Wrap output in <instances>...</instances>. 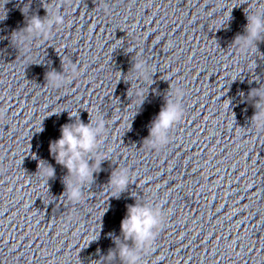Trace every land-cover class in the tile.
Listing matches in <instances>:
<instances>
[{
    "label": "water",
    "instance_id": "water-1",
    "mask_svg": "<svg viewBox=\"0 0 264 264\" xmlns=\"http://www.w3.org/2000/svg\"><path fill=\"white\" fill-rule=\"evenodd\" d=\"M5 2L0 264H120L116 256L103 258L115 251L113 239L123 242L120 221L134 203L158 207L163 216L141 264H264V131L251 125L258 97L248 96L264 88V41L246 58L232 44L245 34V11L264 0ZM43 7L65 23L18 51L11 34L31 16L43 18ZM133 59L155 66L152 80L133 79ZM69 60L79 76L59 89L45 86V73L60 72ZM137 87L145 92L139 106ZM176 87L185 93L183 116L169 143L151 149L144 142L151 121ZM63 109L77 110L83 123L102 115L100 151L111 149L80 202L61 196L67 170L48 151L60 127L75 121ZM38 160L54 168L52 178L37 172ZM117 168H126L130 180L119 198L107 185Z\"/></svg>",
    "mask_w": 264,
    "mask_h": 264
},
{
    "label": "clouds",
    "instance_id": "clouds-1",
    "mask_svg": "<svg viewBox=\"0 0 264 264\" xmlns=\"http://www.w3.org/2000/svg\"><path fill=\"white\" fill-rule=\"evenodd\" d=\"M6 0L5 3H7ZM64 3L71 4L72 0H63ZM45 16L43 18L33 15L26 22V26L11 34V42L18 51L23 48L27 51L32 40L35 38L48 39L54 26H60L65 23L64 16L58 11H50L45 8ZM245 11V10H244ZM231 11L226 21L231 19ZM247 23L244 26V35H237L232 44L236 45L238 54L241 57H247L249 49L254 48L257 51V42L264 41V4H259L255 10L245 11ZM6 15L4 13V20ZM221 26V27H222ZM171 46V42L169 43ZM131 72L133 79H147L156 72L155 66L151 69L144 60L133 59ZM256 67L254 63V69ZM61 71L51 70L45 73V86L56 89L63 87L69 83L71 79L79 76L80 72L76 65L69 60L67 63L61 61ZM149 73L151 75L149 76ZM127 75V74H126ZM129 89L132 88V80ZM237 78H233L235 81ZM152 80V79H151ZM135 96L139 98V105H142L145 92L141 87H137ZM184 90L176 87L166 98L164 105L160 108L155 119L151 121V127L148 130V136L144 142L149 148L159 150L169 143V131L177 124L183 116V107L181 100L184 96ZM243 95V93H240ZM249 97H258L253 104L255 109L251 117V125L257 130L264 131V88H255L248 93ZM131 98V95H129ZM68 117L71 120L75 118L73 123H66L60 127V136L58 139L49 141V155L55 160L56 164L67 170V174L63 178L64 192L61 196L73 202H80L82 198V190L86 184H90L93 180V173L101 170V162L108 159L107 152L100 151L101 144L106 132V123L102 115L97 116L94 120L83 123L76 111L69 112ZM61 111L55 114H59ZM54 114V113H53ZM6 112L0 109V120L5 119ZM131 124L128 128L130 130ZM43 131L42 125L39 132ZM33 159L37 157L33 154ZM89 161H92L90 164ZM37 172L42 177L52 178L55 175L54 168L44 160H38ZM36 172V173H37ZM47 182V181H46ZM129 174L126 168H117L112 171L109 176L107 185L114 189L119 198V194L129 185ZM106 209L104 212H106ZM104 214V213H103ZM163 224V216L158 207H152L144 203H134L126 205V214L120 221V233L123 242L119 237L113 239L115 251L109 249L104 260L110 261L114 256L118 257L120 264H141L142 255L148 253L157 238L158 231ZM99 235V234H98ZM98 235H94L89 242L98 239ZM111 238L112 233H108ZM131 241V244L128 242ZM99 253V250H97ZM103 264V260L99 262Z\"/></svg>",
    "mask_w": 264,
    "mask_h": 264
}]
</instances>
